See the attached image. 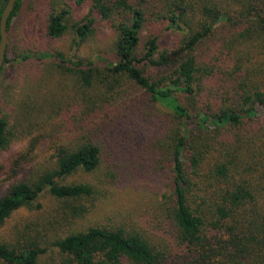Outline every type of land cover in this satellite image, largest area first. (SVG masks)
I'll list each match as a JSON object with an SVG mask.
<instances>
[{
    "label": "trees",
    "instance_id": "1",
    "mask_svg": "<svg viewBox=\"0 0 264 264\" xmlns=\"http://www.w3.org/2000/svg\"><path fill=\"white\" fill-rule=\"evenodd\" d=\"M75 1L89 14L72 23L70 8H53L45 16L46 37L71 32L79 48L99 22H109L111 57L40 51L10 59L8 44L0 77L15 62L74 74L84 90L76 110L84 114L76 118L64 105L49 68L51 75L25 93L21 112L30 134L70 115L79 134L55 144L50 161L32 166L0 198V227L44 193L69 204L63 217L70 224L88 218L97 185L66 180L118 167L105 163L113 139L136 157L122 165L131 169L127 174L165 171L167 191L134 222L124 216L93 222L29 247L0 242V263L264 264V0ZM7 2L0 0V18ZM22 7L18 0L9 35ZM170 32L178 34V46L162 51L161 38ZM3 113L0 107V152L16 127Z\"/></svg>",
    "mask_w": 264,
    "mask_h": 264
},
{
    "label": "rangeland",
    "instance_id": "2",
    "mask_svg": "<svg viewBox=\"0 0 264 264\" xmlns=\"http://www.w3.org/2000/svg\"><path fill=\"white\" fill-rule=\"evenodd\" d=\"M62 7L71 9L72 23L81 21L90 11L88 6L78 7L75 0H23L20 14L12 21L8 57L14 59L25 52L40 51L62 52L67 57L84 60H92L99 55L111 57L115 32L109 22H99L89 40L82 43L79 48L75 47L71 32L57 40L46 37L44 26L46 13L53 8L59 10ZM149 31L150 28L145 35L151 32ZM161 39L162 51L170 52L178 46V34L175 32L167 33ZM48 68L54 71L56 82L63 88L64 105L68 106L70 112H74L76 118L80 119L84 114V109L76 110L84 92L76 75H64L53 66L42 67L32 62L20 65L17 62L7 64L5 72L0 77V107L10 125L16 127L13 129L14 138L10 146L0 152V198L13 184L27 177L32 166L50 161L53 153L49 149L55 144L71 143L79 134L76 128L78 129L80 123L73 115H70L71 118L68 120L65 118L54 122L41 134H30L23 128L24 116L21 111L25 93L28 90H35L42 75H51L47 72ZM49 88L56 90L54 84ZM51 133L52 138L49 137ZM113 141V144H106L108 153L105 163L116 164L118 167L104 166L100 172L93 175L78 172L66 180L69 183L88 181L97 185V200L88 218L70 224L67 221L68 217L66 219L63 217L69 212V204L52 197L49 193H44L33 208L19 209L0 227V242H9L17 247H29L41 241L43 236L47 235L53 239L69 230L87 227L93 222L107 223L109 220L118 222L122 216L134 222L136 217L151 209L167 191L166 172L127 174L131 169L125 170L122 165L133 163L132 160L136 157L130 149L118 145L114 139ZM56 255V252L49 254L48 262L53 263Z\"/></svg>",
    "mask_w": 264,
    "mask_h": 264
},
{
    "label": "water",
    "instance_id": "3",
    "mask_svg": "<svg viewBox=\"0 0 264 264\" xmlns=\"http://www.w3.org/2000/svg\"><path fill=\"white\" fill-rule=\"evenodd\" d=\"M18 0H8L3 13L0 18V72L2 71L8 50L9 44V33H8V22L13 14ZM0 128H1V115H0Z\"/></svg>",
    "mask_w": 264,
    "mask_h": 264
}]
</instances>
